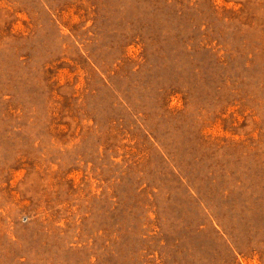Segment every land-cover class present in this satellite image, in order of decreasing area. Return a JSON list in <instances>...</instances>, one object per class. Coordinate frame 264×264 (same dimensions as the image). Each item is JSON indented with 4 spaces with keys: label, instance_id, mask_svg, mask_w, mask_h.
<instances>
[{
    "label": "rangeland",
    "instance_id": "1",
    "mask_svg": "<svg viewBox=\"0 0 264 264\" xmlns=\"http://www.w3.org/2000/svg\"><path fill=\"white\" fill-rule=\"evenodd\" d=\"M0 264H264V0H0Z\"/></svg>",
    "mask_w": 264,
    "mask_h": 264
}]
</instances>
